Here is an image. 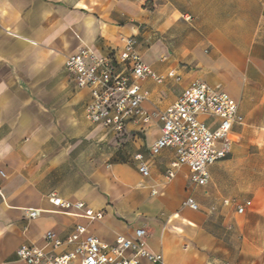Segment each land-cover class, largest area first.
Masks as SVG:
<instances>
[{"label":"crops","instance_id":"obj_1","mask_svg":"<svg viewBox=\"0 0 264 264\" xmlns=\"http://www.w3.org/2000/svg\"><path fill=\"white\" fill-rule=\"evenodd\" d=\"M125 37L163 78L141 82L147 112L195 81L237 103L243 123L227 157L208 168L207 185H191L184 165L166 178L175 153L150 154L157 120L130 122L121 135L87 120L90 92L76 87L65 60L82 47L108 55ZM226 175L250 179L248 199L217 193ZM263 179L264 0H0V264H24L19 246L42 247L45 232L64 239L77 225L107 243L143 229L164 264H264ZM52 196L102 217L56 207ZM187 196L198 211L182 206ZM233 202L251 206L238 214Z\"/></svg>","mask_w":264,"mask_h":264},{"label":"built area","instance_id":"obj_2","mask_svg":"<svg viewBox=\"0 0 264 264\" xmlns=\"http://www.w3.org/2000/svg\"><path fill=\"white\" fill-rule=\"evenodd\" d=\"M121 41V48L108 55L99 56L82 47L65 60V70L73 77L76 87L90 92V101L85 107L87 120L116 135L123 134L130 122L141 128L157 120L160 136L151 146L150 154L158 155L166 148L175 153L166 178L173 179L175 168L184 165L190 171L191 185H207L208 168L227 157L233 128L243 123L237 103L226 92L195 81L164 110L147 112L142 104L148 93L142 89L141 82L152 79L160 83L163 78L143 62L133 37ZM169 76L174 77V73L170 72ZM203 119L216 126L210 128ZM135 159L139 161V173L147 176L148 167L141 162V156L137 155ZM50 202L63 209L75 208L91 220L102 217L82 202L71 203L54 196L50 197ZM182 206L191 211L199 210L191 196L185 198ZM233 206L238 214H243L251 203L233 202ZM27 215L34 219L37 212L30 210ZM146 237L143 229H136L135 239L117 236L112 243H107L87 234L86 227L77 225L64 239L47 231L43 235L44 246L23 244L16 255L24 264H164L161 254L146 248Z\"/></svg>","mask_w":264,"mask_h":264},{"label":"rangeland","instance_id":"obj_3","mask_svg":"<svg viewBox=\"0 0 264 264\" xmlns=\"http://www.w3.org/2000/svg\"><path fill=\"white\" fill-rule=\"evenodd\" d=\"M249 181L250 179L248 178L237 179L234 178L233 175L222 176L217 182V193L233 201L248 199L249 193L247 190ZM198 190L199 189L194 190L195 197L198 194Z\"/></svg>","mask_w":264,"mask_h":264}]
</instances>
